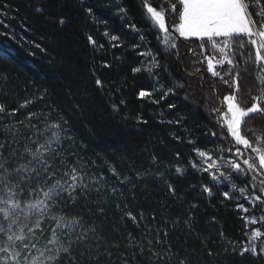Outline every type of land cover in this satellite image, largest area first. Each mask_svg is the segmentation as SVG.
Wrapping results in <instances>:
<instances>
[{"label":"trees","instance_id":"trees-1","mask_svg":"<svg viewBox=\"0 0 264 264\" xmlns=\"http://www.w3.org/2000/svg\"><path fill=\"white\" fill-rule=\"evenodd\" d=\"M48 2L49 7L40 15L36 13L37 0H0V11L6 13L0 14V47L7 42L16 49V56L11 60H5L0 53V103L8 109H18L14 117L0 122V142L19 141L18 148L22 150L23 137L31 133L19 122L27 124L29 113L39 114L33 123L41 129L45 123L67 120L65 127L71 131L65 134L72 135L74 142H64V149L71 148L81 158L89 177H105L102 185L90 181L93 190L87 199L80 200L81 205L89 207L76 211H83L89 219L101 221L107 242L117 241L123 249L128 232L139 239L145 230L144 225L135 231L131 222L127 221L126 226L122 217L128 211L134 215L143 212L146 217L153 214L157 217L153 227H164V222L168 221L170 235L166 243L173 245L174 253H180V257H174L168 264H178L180 258H186L190 264H253L252 258L232 256V246L228 244V241L239 244L244 239L240 220L229 210L235 204L222 206L219 196H201L200 185L207 184L209 177L192 167L193 161L198 163L201 160L194 152L195 148L217 149L225 157L233 155L228 152V137L221 134L225 130L212 112L218 107V100L224 107L223 96L229 94V89L219 77H212L207 72L206 62H200L202 55L208 54L201 53L200 41L196 38L185 40L172 29L178 37L172 41L177 48L166 51L157 40L158 33L151 31L145 23L140 0ZM169 2L175 3V0H164L167 6ZM150 3L157 8H166L162 0H150ZM117 5L129 10V20L135 22L145 36L143 42L139 34L125 27L128 21L116 15ZM39 6L44 7L43 4ZM88 7L94 9L99 20H107V25L94 23L85 11ZM57 13L65 18L63 25L52 22ZM105 28L111 34L120 36L121 47L111 46L103 35ZM5 32L14 35L15 40L6 37ZM89 34L97 41L95 47L87 42ZM37 44L40 48L36 47ZM133 44L142 46L133 51ZM149 49L161 67L153 69L155 75L141 72L134 76L131 67L146 64L145 56L138 53ZM104 61L112 67L103 68ZM34 67L40 71H32ZM216 70L224 74L228 67L217 66ZM249 71L252 69L249 68ZM97 78L103 81V87L96 85ZM250 83V80H244L245 88ZM141 86L151 91L152 96L138 98ZM161 86L163 90L156 91ZM169 88L174 92L161 99L163 92ZM42 95L43 99H40ZM24 101L32 103L20 108ZM121 101L124 103L121 104ZM114 104L119 106L118 111L113 110ZM169 104L175 107L170 109ZM138 117L147 123H138ZM13 125L14 128L11 127ZM255 127L259 129L260 126ZM213 132L217 135L213 136ZM188 141L194 143L189 144ZM231 148L235 151L232 145ZM10 151V148H5L4 155L8 156ZM244 158L247 154L238 162L242 164ZM72 162L75 163V158ZM177 167L184 170L183 175L175 172ZM111 168L121 179L127 176L132 182L121 185ZM138 173L147 174L148 178L138 180ZM156 173L163 174L165 180L175 186V198L170 197L164 181L157 179ZM234 182L240 187L246 183L243 177L234 179ZM112 187H118L123 195H113ZM97 188L101 190L97 192ZM101 201L104 202L105 215L93 216L89 209L95 212ZM116 204L120 205L119 209ZM191 204H198L199 209L192 213L195 223L189 233L184 220ZM261 208L264 205L255 211L257 217L262 214ZM213 216L217 219L215 225L208 223ZM174 220L179 221L175 227L172 226ZM225 221V236L221 238L218 232ZM48 223L43 235L37 233L40 237L38 248H43L50 236ZM208 248L212 256H207ZM157 251H162V248L157 246ZM148 255L145 252V256ZM133 264H148V261ZM255 264L261 262L256 261Z\"/></svg>","mask_w":264,"mask_h":264},{"label":"snow or ice","instance_id":"snow-or-ice-1","mask_svg":"<svg viewBox=\"0 0 264 264\" xmlns=\"http://www.w3.org/2000/svg\"><path fill=\"white\" fill-rule=\"evenodd\" d=\"M140 3L144 10L145 23L151 31L158 33L157 40L166 51L177 48L175 42L170 43L178 39L173 37L172 29L185 40L196 38L200 41L201 53H208L202 55L200 62H206L207 72L212 77H219L228 86L229 94L223 96V102L227 106L226 112L222 108L212 109V112L216 114L217 123L221 128L226 127V132L222 131L221 134L231 138L228 143L235 148V152L232 157L225 159L222 156L218 161L213 158L210 150L195 148L193 150L201 161H193L192 167L207 173L209 177L207 184L200 185L201 196H219L222 206L235 204V207L229 210L240 220L244 239L239 244L236 241H228L232 246V256L252 258L253 264L256 261L264 264V208H261L260 216L255 215L256 209L264 205V0H175V3H168L167 8L154 7L150 0H140ZM40 4L44 7H40ZM37 5L36 13L43 15L45 8L49 7V2L37 0ZM85 11L94 23L107 25L108 21L99 20L92 7L86 8ZM128 11L127 8L117 5L116 15H119L121 20L128 21L125 27L139 34L140 41L143 42L145 36L136 23L129 20ZM0 14L6 13L0 11ZM49 16L53 14L49 13ZM52 22L63 25L66 21L57 13ZM4 35L15 40L14 35L7 32ZM103 35L108 38L113 48L122 46L120 36L111 34L107 28ZM86 39L93 47L97 45L92 35H87ZM141 46L133 44L132 49L136 51ZM36 47L40 48V45L37 44ZM99 47L103 48V45ZM0 53L5 60H11L16 56V49L5 42L0 48ZM138 54L150 56L151 50ZM241 64L244 65L243 68L240 67ZM217 66H227L228 71L222 74L216 70ZM102 67L111 68L112 65L104 61ZM160 67L159 61L152 56L149 64L131 67V72L134 76L141 72L155 75L153 69ZM249 68L252 71H249ZM31 70L40 71L38 67ZM244 80L251 81L247 88ZM95 83L98 87H103L101 79L97 78ZM173 92L174 89L169 88L160 98L164 99ZM152 94L141 86L137 95L138 98H145L151 97ZM40 99H43V95ZM30 103L32 101H24L19 107L26 108ZM123 103L124 101H121V104ZM112 107L114 111L119 110L118 105L114 104ZM168 107L171 109L175 105L169 104ZM17 111L16 108L8 109L5 104L0 103V122L14 117ZM38 115L29 113L27 124L19 122L31 133L23 137L22 150L18 148L19 141L0 142V264H29L28 256H31L33 250L37 255L31 256L30 264H133L141 260H147L148 264H168L174 257H180L179 252L172 251L173 245L166 243L170 235L168 221L164 222V227H153L157 219L154 214L152 217H146L143 212L135 215L132 211L126 212L122 217L126 226L127 221H130L134 230L139 231L143 224L144 232L140 234L139 239L132 232H128L127 243L123 249L117 241L107 242L102 222L89 219L83 211H76L89 207L87 204L81 205L80 200L87 199L93 190L90 181L102 185L105 177H89L81 158L71 148L64 149V142H74L72 135L65 134L71 131L65 127L67 120L45 123L41 129L33 123ZM137 122L147 123L140 117ZM255 125H259V129ZM212 135L216 136L217 133L213 132ZM5 148L11 149L8 156L4 155ZM231 151L230 148L229 152ZM246 154L247 158L243 159L242 166L238 161ZM177 155L179 156V153ZM73 158L75 163L72 162ZM153 160H156L155 156ZM110 171L117 175L114 168ZM175 172L178 175L184 174L180 167H177ZM155 175L157 179L164 181L170 197L175 198V186L165 180L163 174ZM241 177L246 181L243 187L234 182V179L239 180ZM147 178V174H137L138 180ZM117 179L121 185L132 182L127 176L121 179L117 175ZM223 188L228 190L220 191ZM100 190L101 188L96 189L97 192ZM111 192L113 195H123L118 187H112ZM237 192L239 195H236ZM103 203H98L95 212L89 209L90 213L103 217ZM115 207L119 209L120 205L116 204ZM198 209V204L189 206V213L184 220L189 233L193 231L195 223L192 213ZM46 222H50L47 225L50 236L44 247L38 248L37 233H45ZM178 222L172 221V226L175 227ZM208 223L215 225L216 217H211ZM226 224L227 221L220 225L218 235L221 238L225 236ZM157 246L162 248V251H157ZM225 250L227 251V248ZM145 252L149 255L145 256ZM129 253L132 255L129 256ZM206 254L213 255L210 248ZM178 264L190 262L186 258H180Z\"/></svg>","mask_w":264,"mask_h":264},{"label":"rangeland","instance_id":"rangeland-1","mask_svg":"<svg viewBox=\"0 0 264 264\" xmlns=\"http://www.w3.org/2000/svg\"><path fill=\"white\" fill-rule=\"evenodd\" d=\"M163 1V4L165 5V3H164V0H162ZM169 1V0H168ZM169 3H171V2H169ZM153 6V5H152ZM165 7L167 8L168 6L167 5H165ZM178 34V33H177ZM172 35H173V37H175V35L172 33ZM178 36H179V34H178ZM181 38H183V37H181ZM172 42V41H171ZM1 48V47H0ZM192 50V49H191ZM152 56H154L152 53H151V55L150 56H145V58H146V64H149L150 62H151V60H152ZM159 90L160 91H162L163 90V88H159ZM217 95V94H216ZM218 102H219V100H218ZM221 102V107L220 108H222L223 109V111L224 112H226V110H227V106H226V104L224 103V107H222V101H220ZM217 108H219V106L217 107ZM217 117V116H216ZM232 149V148H231ZM232 152V154H234V152L235 151H231ZM211 154H212V156H213V158H215V159H217L218 161H219V159L223 156L225 159H228V158H230V157H225L224 155H223V153H221L219 150H217V149H214V150H211ZM201 160H199V162H200ZM198 162V163H199ZM40 238V237H39ZM38 238V239H39ZM37 254V252L35 251V250H33L32 251V253H31V256H35ZM31 256H28V260H29V264H30V261H31Z\"/></svg>","mask_w":264,"mask_h":264},{"label":"water","instance_id":"water-1","mask_svg":"<svg viewBox=\"0 0 264 264\" xmlns=\"http://www.w3.org/2000/svg\"><path fill=\"white\" fill-rule=\"evenodd\" d=\"M178 36V35H177ZM179 37V36H178ZM218 106H219V108L221 107V102L219 101L218 102ZM224 130H225V132H226V128L224 127ZM229 139H231L230 137H228V140ZM231 148V145L229 144V148H228V152H229V149ZM230 153V152H229Z\"/></svg>","mask_w":264,"mask_h":264}]
</instances>
